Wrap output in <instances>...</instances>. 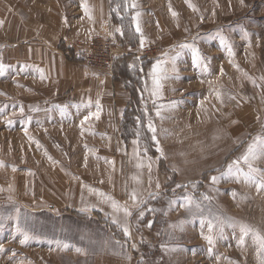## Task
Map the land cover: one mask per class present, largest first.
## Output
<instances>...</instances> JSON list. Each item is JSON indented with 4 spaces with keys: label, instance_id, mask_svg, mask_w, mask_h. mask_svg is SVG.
<instances>
[{
    "label": "rangeland",
    "instance_id": "374dc122",
    "mask_svg": "<svg viewBox=\"0 0 264 264\" xmlns=\"http://www.w3.org/2000/svg\"><path fill=\"white\" fill-rule=\"evenodd\" d=\"M57 2L130 114L91 131L53 0H0V264H264V0Z\"/></svg>",
    "mask_w": 264,
    "mask_h": 264
},
{
    "label": "crops",
    "instance_id": "0c3cea01",
    "mask_svg": "<svg viewBox=\"0 0 264 264\" xmlns=\"http://www.w3.org/2000/svg\"><path fill=\"white\" fill-rule=\"evenodd\" d=\"M57 0H53V15H54V29H55V43H56V58H57V72H58V80H62V79H68V83L71 82V86L73 87L72 89V93L78 92L77 93V97L76 98H84L82 102L77 101L74 107V109L79 110L80 107L82 108H88L92 110V115L90 118V122L92 124H94V126L97 127L98 125V130L91 127V131L93 132H98L99 130L101 131H105L106 127L105 125H110V127L112 128L113 123L115 122H122L125 119V115H126V111L127 109L130 107L128 105L131 104L132 99L128 96L127 91H125L126 89H123L120 85L114 86V85H103V92L104 93H109L108 99H102V100H94V99H89L92 96H94V94L97 93V89L101 88L99 86V84H97L98 86L96 87L94 85V83H90V81H86L85 78V73L83 71V69L81 71L82 75H79L78 72H76V70H78V66L74 65L73 63L67 61V59L64 56V53L62 51H60V42L62 41H66L68 39L71 38H77V37H82V35H84V32L81 33H75L74 30H70L64 26H66L65 24V19L63 17L59 18V11L60 14H63L61 12V9H59V7H57ZM65 42V43H66ZM74 46L72 45V43H68V46ZM60 67H63V69L66 70H62L60 69ZM73 70V72H72ZM74 71L76 72V75L74 73ZM75 75V77H74ZM75 78V79H74ZM76 78H80V81H76ZM73 82V84H72ZM74 86H76L74 88ZM113 89L115 90L116 93V98L115 99H111V93L113 91ZM68 92H64V89L59 87V96L63 95V94H68ZM62 98L59 97V101H61ZM130 103V104H129ZM101 125V126H100ZM107 131V130H106ZM112 131V132H111ZM111 133H113L114 130L111 129ZM124 143V142H123ZM121 147V142L119 141V148ZM139 145H137V142L134 140V138H132L130 140V152L132 153H138L139 152ZM114 153L119 154V152L114 151ZM122 153V151H121ZM111 154V153H110ZM140 162V166L145 167L148 169L149 163H151V161L147 160L146 162ZM155 170V169H154ZM77 185H73L74 188H78L79 190H86V188L89 187H95V186H90L88 184L86 185H81V183L79 184L77 182ZM122 219H125L122 216ZM113 224H115L113 221H111ZM117 225V224H115ZM114 225V226H115ZM117 227V226H116ZM119 227V226H118ZM120 227H122V225H120ZM120 230H122L120 228Z\"/></svg>",
    "mask_w": 264,
    "mask_h": 264
},
{
    "label": "snow or ice",
    "instance_id": "6c2138e0",
    "mask_svg": "<svg viewBox=\"0 0 264 264\" xmlns=\"http://www.w3.org/2000/svg\"><path fill=\"white\" fill-rule=\"evenodd\" d=\"M139 30V29H138ZM250 151H251V149H250ZM245 160H247V157H245ZM251 167V166H250ZM253 171H256V169H253ZM25 239H27V237L25 238ZM205 239H211L210 237H205ZM21 243H24V241H21Z\"/></svg>",
    "mask_w": 264,
    "mask_h": 264
},
{
    "label": "trees",
    "instance_id": "16d2710c",
    "mask_svg": "<svg viewBox=\"0 0 264 264\" xmlns=\"http://www.w3.org/2000/svg\"><path fill=\"white\" fill-rule=\"evenodd\" d=\"M128 109H129V108H128ZM128 109H127V111H126L127 116H128V114H130Z\"/></svg>",
    "mask_w": 264,
    "mask_h": 264
}]
</instances>
